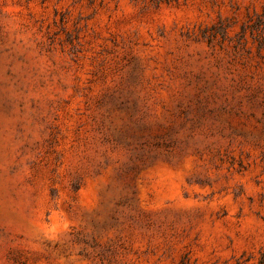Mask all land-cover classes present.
<instances>
[{
    "label": "rangeland",
    "instance_id": "obj_1",
    "mask_svg": "<svg viewBox=\"0 0 264 264\" xmlns=\"http://www.w3.org/2000/svg\"><path fill=\"white\" fill-rule=\"evenodd\" d=\"M0 264H264V0H0Z\"/></svg>",
    "mask_w": 264,
    "mask_h": 264
}]
</instances>
